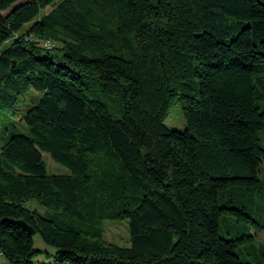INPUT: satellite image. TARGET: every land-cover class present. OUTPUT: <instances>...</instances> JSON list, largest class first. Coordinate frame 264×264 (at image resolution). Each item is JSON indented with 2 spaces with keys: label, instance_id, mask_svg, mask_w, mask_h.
<instances>
[{
  "label": "trees",
  "instance_id": "1",
  "mask_svg": "<svg viewBox=\"0 0 264 264\" xmlns=\"http://www.w3.org/2000/svg\"><path fill=\"white\" fill-rule=\"evenodd\" d=\"M20 1L0 0V115L41 97L25 135H0L5 264H252L238 251L264 232V0H64L44 16L54 0ZM174 104L183 131L165 125ZM230 216L250 226L222 233ZM123 221L129 246L106 242Z\"/></svg>",
  "mask_w": 264,
  "mask_h": 264
},
{
  "label": "rangeland",
  "instance_id": "2",
  "mask_svg": "<svg viewBox=\"0 0 264 264\" xmlns=\"http://www.w3.org/2000/svg\"><path fill=\"white\" fill-rule=\"evenodd\" d=\"M28 0H21L18 4L23 3ZM64 0H54L50 7L41 11V15L44 16L49 12L50 9L61 4ZM7 46V44H3L0 46V52ZM52 47H55V43L52 42ZM40 93L32 90L28 96L24 97V100L21 104H19L14 114L12 115L10 112H6L4 109H1L0 115V135H1V144L5 142L8 136L11 135H25L26 129L22 124V114L26 109L30 108L32 105L36 104L40 99ZM165 125L172 130L183 131L186 128L185 120L182 116L181 110L177 104L171 106L167 118L165 119ZM109 146H105L103 149H108ZM43 158L47 164L48 170L50 173L54 174H68L69 170L59 164H56L50 160V158L46 155H43ZM264 175V163L262 165L260 176ZM27 207L30 210L37 211L40 215L46 213V211L50 210L44 206L39 205L35 201H30L27 203ZM257 221L258 225L264 228V205L262 206V217L261 219H257L256 216L253 218ZM250 226L249 223H245L244 221L239 220L236 217H229L226 221H221L220 228L221 232L231 231L230 228H238L239 226ZM251 234L254 235L253 242L247 244L242 247L238 253L241 260L245 263L256 264L257 259L256 255L259 251V248H264V232L255 231L254 228L251 227ZM104 240L108 243H114L121 247L129 246V229L127 221L118 222V223H105L104 225ZM33 247L35 250H41L47 253H53L54 249L48 245H46L37 234L33 235ZM39 262H47L48 260L45 257L36 258ZM5 258L0 254V264H5ZM51 264H54L51 262Z\"/></svg>",
  "mask_w": 264,
  "mask_h": 264
},
{
  "label": "water",
  "instance_id": "3",
  "mask_svg": "<svg viewBox=\"0 0 264 264\" xmlns=\"http://www.w3.org/2000/svg\"><path fill=\"white\" fill-rule=\"evenodd\" d=\"M15 64H13V67H14ZM9 222L11 223H14V224H17L19 226H21L23 229H25L31 236L35 234V231L29 227L28 225H26L23 221H20V220H17V221H12V220H9Z\"/></svg>",
  "mask_w": 264,
  "mask_h": 264
},
{
  "label": "built area",
  "instance_id": "4",
  "mask_svg": "<svg viewBox=\"0 0 264 264\" xmlns=\"http://www.w3.org/2000/svg\"><path fill=\"white\" fill-rule=\"evenodd\" d=\"M26 39L27 40H32L33 38H32V36H29ZM43 46L45 48H47V49H50V48H52V42L50 40H46V41L43 42Z\"/></svg>",
  "mask_w": 264,
  "mask_h": 264
}]
</instances>
